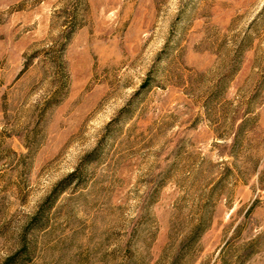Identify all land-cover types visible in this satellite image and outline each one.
<instances>
[{
    "label": "rangeland",
    "instance_id": "rangeland-1",
    "mask_svg": "<svg viewBox=\"0 0 264 264\" xmlns=\"http://www.w3.org/2000/svg\"><path fill=\"white\" fill-rule=\"evenodd\" d=\"M12 257L264 264V0H0Z\"/></svg>",
    "mask_w": 264,
    "mask_h": 264
},
{
    "label": "trees",
    "instance_id": "trees-1",
    "mask_svg": "<svg viewBox=\"0 0 264 264\" xmlns=\"http://www.w3.org/2000/svg\"><path fill=\"white\" fill-rule=\"evenodd\" d=\"M24 245H25V244H24ZM14 261H15V258L12 257V258H10L5 264H13Z\"/></svg>",
    "mask_w": 264,
    "mask_h": 264
}]
</instances>
